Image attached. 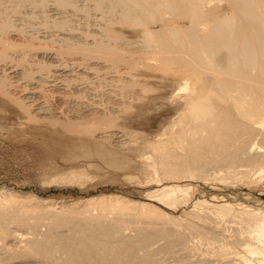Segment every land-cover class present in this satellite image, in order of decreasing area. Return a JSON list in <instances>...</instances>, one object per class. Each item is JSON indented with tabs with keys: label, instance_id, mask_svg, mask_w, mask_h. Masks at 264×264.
Masks as SVG:
<instances>
[{
	"label": "bare ground",
	"instance_id": "bare-ground-1",
	"mask_svg": "<svg viewBox=\"0 0 264 264\" xmlns=\"http://www.w3.org/2000/svg\"><path fill=\"white\" fill-rule=\"evenodd\" d=\"M91 1L96 8L102 5V0ZM223 1L115 0L113 3L122 13L138 12L134 13V19L144 26V31L136 47L142 54L127 48L128 52L125 48L120 50V46L106 43L104 38L100 40L101 36L94 31L89 32L90 41L61 35L64 46L58 53L41 54L35 46L36 39H28L27 44L23 43L26 51L19 59L20 64L28 67L21 65L22 71L7 62L11 58L9 44L13 45V35L17 33L12 31L16 27L12 19L2 11L0 92L14 99L30 118L54 119L69 131L79 125L85 130L90 123L93 128H102L115 120L112 116H119L120 107L110 108V105L106 110L104 104L94 101L72 106L68 101L71 94L76 98L83 89L71 85L74 77L102 74L118 82L122 90L129 86L133 90L134 85L144 84L134 80L132 74V79L126 77L135 66L157 69L158 105H161L158 106L159 132L154 140L141 141L146 149L139 155L146 174L144 183H155L144 200L111 194L88 200V206L81 210L76 207L79 201L73 200L67 201L68 205L49 203L40 209L39 205H26L27 198L15 191H0V264H159L160 254L167 255L165 251L180 252V258L188 251L191 257L186 252L189 259L180 264H207L209 258L212 264L214 260L219 264H264V205L253 207L225 197L219 200L213 195L210 200H195L193 209L183 212L182 218L152 202L156 200L174 208L191 200L195 182L258 183L264 177V0H225L230 10L219 14L216 7ZM39 2V6L46 7L45 0ZM56 3L59 9H81L75 0H56ZM62 19L53 18L55 27L72 26L71 20ZM176 20L188 24L182 29L175 25L165 28ZM149 21L160 23L165 29L152 30ZM34 49H37L34 59L39 60L36 66L39 71L27 60V51ZM59 54L70 56L63 63L58 59ZM83 61L88 66L79 72L78 65L84 64ZM121 63L127 66L120 68ZM113 69L116 73L109 76ZM20 75L30 82L11 84L10 79ZM40 83H47L57 102L46 99ZM125 102L114 105L123 106ZM102 131L106 134L100 135V139L114 137L118 139L116 145L125 147L123 136L129 132L104 128ZM84 175L74 172L62 180L81 181L86 178ZM132 178L135 179L133 176L129 179ZM207 220L211 223L216 220L217 230L207 229L203 224ZM222 222L225 226L220 225ZM219 230L229 232L230 239L226 240L224 233L220 237Z\"/></svg>",
	"mask_w": 264,
	"mask_h": 264
},
{
	"label": "rangeland",
	"instance_id": "rangeland-1",
	"mask_svg": "<svg viewBox=\"0 0 264 264\" xmlns=\"http://www.w3.org/2000/svg\"><path fill=\"white\" fill-rule=\"evenodd\" d=\"M0 1V18H3L4 15H2V13L6 12L7 17L12 19L11 21L16 26L14 27V30H12L17 34L13 35V45L9 44L10 51L8 50V52H10L9 57L11 58H8L9 60L7 59V62L9 65H15L18 71H22L23 67H28L27 64L19 63V59L22 57V55H24V53H21L26 51L24 46L25 44H27L28 39H36L35 46L38 50L34 49L31 52L27 51V60L30 61H28V64L30 65L34 63L35 71H39V68L38 70L36 68L37 62L39 60L34 59L35 53H37V51L41 54H45L46 52L55 53L54 51L58 53V50L63 48L61 46H64L62 45L63 42L60 39V37L64 35H67L69 37L70 35H74V39L78 41L79 39H81L82 41H90L92 40V37H90L91 33L89 32L93 33L94 31L99 33L98 36H101L99 37V39L104 38L106 40H102L106 43H109L111 45L113 43L114 46H120V50H125L127 48L129 51L134 50L133 52L136 51L137 54L141 52L142 54V51L136 47V44H139L141 42L144 31V26L138 24L134 19L135 14H137L138 12L135 13V11H128L126 13H122L120 11L121 8L118 7L117 4L113 3V1L115 0H102V5H100L101 8H96L94 2L91 0H75V4L77 2V7L81 8L80 10L78 8V10H75V8L72 9V7L59 9L57 8L56 0H45V8L38 5L40 3L39 1L41 0ZM226 1L224 0L223 2H220V4H218L219 6L216 7V12H219V14H224L228 12V10H230V5H228L229 3H227L228 1ZM8 10L11 11L9 12ZM54 17H60L66 20L69 19V21L71 20L70 24L72 23V26H68L65 28H60L58 26L57 28V26L55 27V24L53 22ZM175 23L170 24V26L167 25V27H162V24L160 25V23L152 24L150 22L149 27L151 26L150 29L152 30L160 31L161 28L167 29L173 25L178 26L177 28L179 29H182L181 27H184V25L188 24L187 21L182 20H176ZM17 29H22L23 33L16 31ZM71 31L74 32L72 33ZM23 43L25 44L23 45ZM37 45H41V47H39L41 48V51L39 50ZM131 46L134 48H132ZM12 47H14L16 50ZM46 47H48L49 52ZM129 48H131L132 50ZM12 50H14L13 53ZM29 52L32 54H30ZM64 55L65 54H61L60 56L59 54L58 59L60 60V62H63L64 60L67 61L68 57L70 56H68L67 54L65 56ZM44 60L47 61L48 59L45 58ZM17 62L19 66L18 64H16ZM82 63L84 64H82L81 66H79L80 64L78 65L77 69L79 72L80 69L84 70L88 66L87 62L83 61ZM158 63L159 62H155V64L157 65ZM1 65L3 64L0 63V67H2ZM21 65L24 66L22 67ZM125 65L127 66L126 63H121L119 66L120 68H123L126 67ZM114 70L115 69L110 72L109 76H112L116 73V70ZM129 74H126V77L129 80L132 79V74V76L134 75V80H136L138 83L144 82V84L146 83V85H134L133 90L132 86L124 87L122 90V86L118 82H113L108 77L105 78L102 74H98L95 76H93L94 74H91L89 77H74V81H72L71 85L74 84L73 87H82L83 89L80 91V95H77L78 93L76 94V98L74 97L75 94H71L68 101H70V104L73 103L72 106H75L80 102H84L87 105L90 103L98 102L102 105L104 104L103 108L105 107L104 109L106 110H109L112 106L120 107L121 110L118 111L120 112V114H118L119 116H121L119 117L117 115H114L118 118L112 116V118L115 120L107 124L106 126H101L102 128L97 126L93 128L91 127V125L93 126V123H90V125H86L87 128L84 130L82 129L83 125H79V123V128L77 127V129L75 128V130L69 131L66 130V128L64 129V126H61L63 124L59 122L58 124L54 119L43 120L30 118L28 113L23 110L22 107L19 106V104H17L14 99L0 92V191H15V194L18 195L19 193V195L25 196V198L29 200L28 201L27 199H25L24 202L26 205L37 207L39 205V208L42 207L43 209L46 208L45 205L49 203L53 206H61L68 205L69 202L67 201L73 200L75 202L79 201L76 204V207L81 210L82 208L84 209L86 205L88 206V200L90 201V199L92 198H98L100 196L111 194H119L132 199L144 200L146 198V193L154 188L155 183H144V177L146 174L141 167V159L139 155L143 154V151L146 150L145 148H142V142L145 140H154L159 129L160 123L158 120V106L161 105H158V103H160V91L158 84L159 77L157 76L159 72L157 71V69L148 70L141 66H135L132 67V70ZM151 74L153 76H151ZM27 80L28 78H23V76L20 75L19 77H13L12 79H10V82H12L11 84L14 85H20L24 84V82H27ZM29 80L28 82H30ZM40 84L39 88L41 89L43 94L46 95V99L51 103L57 102L55 100V97L53 98L55 93L50 91L49 87L47 88V83ZM84 89L86 90L84 91ZM82 92L84 93L82 94ZM123 95H126V97ZM77 96H81V98L79 99L77 98ZM125 98L128 100H126ZM129 98L132 100V102ZM75 99L77 101H75ZM78 99L82 101H79ZM121 101H126L124 103L126 107L124 105V107L114 105L117 102L119 103ZM92 128L97 129V131L93 130ZM98 128L100 131L98 130ZM103 128L104 130L115 129V131L113 132L122 130H125L126 134L129 132L127 135L123 136V138H125V141L127 143L130 141L128 143L130 145L125 144L126 142L124 143L125 147H123V145H116V140L118 139L114 137H110V139H100V135L102 136L103 134H106V132H101ZM108 154H110V156L113 154V156H111L110 158ZM105 156H108V158H106ZM106 159H108L109 163ZM128 162L129 164H127ZM120 164L122 166H120ZM74 172L75 174H80L81 172L82 174H85L84 176L86 178H83L81 181H70V178L66 181L62 180V178L66 176H72ZM129 175L133 176L135 179H129ZM55 178H58L56 179L58 181H56ZM138 178H140V180H138ZM238 182H234V184H232L233 182L227 184L223 182H216L212 184L209 182L207 183V185L204 182H195L194 187L196 188V190L192 193L191 200L188 203H185V205L182 204L180 206H174V208L162 205L156 200H153L152 202L157 205L159 204L161 207H163L173 215L182 218L185 215L184 213L193 209V202L195 200L200 198H207L210 200L213 195H217L219 200H222L225 197V199H230V201L232 200L243 202L244 204H248L251 206L254 205L253 207H262L264 205V177L258 183H253L250 181ZM221 196L223 197L221 198ZM207 221L204 222L207 223ZM215 221H212V223L210 221L208 222L210 225H214V223H216ZM205 223H203L204 226L210 231L217 230L216 226L219 225L215 224L216 226L214 225V229H212L213 225L210 226L208 223L207 225H205ZM222 224L223 226H225L223 222L220 225L222 226ZM208 226H210L211 228H208ZM221 233L222 234H220V237L227 236L226 240L230 239L228 237L229 235H227L229 234V232L227 234L224 232ZM223 233L224 236H222ZM233 246L237 250L239 249L237 246ZM203 249H205V247L202 248V250ZM175 250H177V248ZM181 250V252H183V249ZM165 252L167 253V255L165 254ZM165 252H162V254L165 255L160 254V257L163 259H160L161 264H177L179 260L180 264L183 262V260H185V262L188 261V256L186 255L185 257V254H187L188 251H185L184 256L182 253L181 257L183 256L184 259L178 256V253L180 254V252L177 253V251H175L176 254H174V252L173 254H168V251ZM188 255L190 256L189 253ZM162 256H165L166 258ZM209 257H211V255ZM209 259L210 262L208 263L212 264L211 258ZM214 261L213 263L219 264L218 260Z\"/></svg>",
	"mask_w": 264,
	"mask_h": 264
}]
</instances>
